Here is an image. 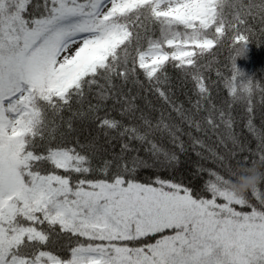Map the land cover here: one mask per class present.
I'll use <instances>...</instances> for the list:
<instances>
[{"label":"snow or ice","instance_id":"obj_1","mask_svg":"<svg viewBox=\"0 0 264 264\" xmlns=\"http://www.w3.org/2000/svg\"><path fill=\"white\" fill-rule=\"evenodd\" d=\"M248 17L264 43V0H0V264H264Z\"/></svg>","mask_w":264,"mask_h":264},{"label":"trees","instance_id":"obj_2","mask_svg":"<svg viewBox=\"0 0 264 264\" xmlns=\"http://www.w3.org/2000/svg\"><path fill=\"white\" fill-rule=\"evenodd\" d=\"M248 0H244V3H247ZM227 11V9H226ZM249 24L254 27L257 31L255 36L253 37V41H249L246 44L245 47V53L241 56H237L235 59V63L238 68L241 69V71L245 75H255V79L259 80L262 77H264V43H258L257 37L260 35L259 29L261 28V23L259 19L253 20L251 17H248ZM227 55V48L225 47L224 50L221 53V57ZM205 76L215 80L216 75L214 70H206ZM213 95L216 96L215 87L213 89ZM255 123L259 127L260 120H259V105H257V115L255 118ZM237 134L240 136V138L245 141L246 144L249 146H255V139L251 136L249 131L244 127L243 122L238 121L235 128ZM205 140L208 141L209 144H213V140L208 139L207 136H205ZM229 148L232 147L231 143H229ZM192 158L195 160L197 159L195 152L191 153ZM205 165L207 167H211L212 162L206 161Z\"/></svg>","mask_w":264,"mask_h":264},{"label":"clouds","instance_id":"obj_3","mask_svg":"<svg viewBox=\"0 0 264 264\" xmlns=\"http://www.w3.org/2000/svg\"><path fill=\"white\" fill-rule=\"evenodd\" d=\"M261 179L259 171L249 169L248 171L238 174L236 178L229 182L228 187L237 195H243L256 185Z\"/></svg>","mask_w":264,"mask_h":264}]
</instances>
